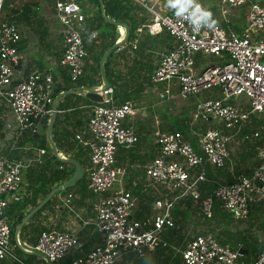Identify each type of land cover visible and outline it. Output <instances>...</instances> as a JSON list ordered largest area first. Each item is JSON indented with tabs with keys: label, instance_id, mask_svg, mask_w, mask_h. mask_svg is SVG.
<instances>
[{
	"label": "built area",
	"instance_id": "1",
	"mask_svg": "<svg viewBox=\"0 0 264 264\" xmlns=\"http://www.w3.org/2000/svg\"><path fill=\"white\" fill-rule=\"evenodd\" d=\"M133 1L150 15L145 30L153 34L165 29L173 41L170 48L159 54L148 77L152 84H162L157 93L169 94L172 79L181 98L220 88L221 96L196 100L193 116L200 121L212 120L233 132L239 131L251 114H264V0H216L223 25L213 22L210 11L194 0H180L169 12L157 11L144 0ZM2 4L0 0V10ZM244 5V21L237 31L228 25L226 15L230 9ZM84 18L75 0H53L50 19L62 35L58 64L66 68L70 81L83 73ZM20 35L14 22L0 20V102L10 114L6 119V138L0 136V260L7 257L12 261L19 259L14 252L15 244L10 243L6 207L20 198L18 193H25L22 191L25 169L46 151L28 141L21 146L17 144L23 132L36 131L37 121L51 112L53 100V78L48 70L32 69L23 78L14 79L15 68L22 58L17 45ZM196 54L211 55L220 61L205 63L196 70ZM112 92L109 84L103 88L101 100L90 108L85 127L75 134L88 148L86 187L98 194L92 204V222L102 240L86 254L72 256L68 264H115L123 255L138 259L146 251L166 247L168 243L162 233L174 227L170 211L181 198H190L203 218L211 215L212 199L234 219L245 218L251 203L264 202L263 144L255 150L256 162L249 174L238 172L230 182L216 183L210 194L200 197L198 183L206 180L201 163L222 167L229 154V135L219 127H207L196 133L193 144L178 130L159 131L155 135L158 154L144 168L152 183L164 185L170 193L153 200L150 217L130 219L135 205L130 192L113 188L122 174V169L114 164V153L118 144L130 145L137 140L133 125L122 123L126 116L134 114L135 107L130 99L114 103ZM229 96L243 100L230 102ZM250 136L257 137L258 131L251 129ZM17 148L24 152L17 157L6 156V152ZM70 195L66 194L65 203ZM77 246L74 232L54 228L41 229L35 243L28 245L29 251L39 253L49 262ZM172 248L179 253L181 264H264V245L251 261L244 262L239 247L219 243L210 232L191 235L183 247Z\"/></svg>",
	"mask_w": 264,
	"mask_h": 264
},
{
	"label": "crops",
	"instance_id": "2",
	"mask_svg": "<svg viewBox=\"0 0 264 264\" xmlns=\"http://www.w3.org/2000/svg\"><path fill=\"white\" fill-rule=\"evenodd\" d=\"M75 1L85 15L82 37L93 40L95 45L99 42H105L111 39L112 31L110 30L104 31V34H106L104 37L95 38L97 32L100 31L102 27L100 18L102 17L103 20L109 18L103 12L102 1L100 0L101 8L98 3L99 0ZM131 1L139 6L142 15L137 12L138 16H143L144 20L133 30L132 39L126 41V38H124L122 45L112 50V54L108 58V69L114 73V83L112 87L115 86L116 90H120V95L116 94V96L112 98L113 102L119 103L124 99H130L135 107L134 114L130 117L126 116L122 120V123H131L133 125L137 140L136 143L134 142L135 144H118L116 146L114 164L122 169V174L120 181L116 183L113 188L117 189L118 187H121L130 192L135 205L129 218L142 219L152 215L154 211L152 209V202L154 199L161 197L163 194L170 193L164 185L152 183L144 168L145 164L158 154V145L155 140L156 133L159 131H171L177 125L182 126L188 133V139L194 144L197 132L207 127H219V125H215L216 123L212 120L200 121L193 116L196 100L198 98L219 97L221 96V93L220 88L212 87L210 89L202 90L195 95L181 98L175 88L174 79L171 80L172 86L169 94L166 95L162 92L157 93V89L159 90L162 84H152L148 77L158 61L159 54L170 48L173 41L165 29L149 34L145 30L146 24L150 22L151 19L149 13L142 5L133 0ZM179 1L180 0H144L147 5H153L155 9L160 12L174 10ZM194 1L210 11L213 22L222 25L224 24L216 7V0ZM52 14L53 0H3L0 10V20L14 22L18 26L21 34L17 45L22 58L15 68L14 79L23 78L30 70L36 69L38 71L48 70L52 74L53 87L55 85L61 86L65 83L59 74L60 69L62 68L65 70V68L58 64V59L62 52V35L58 31L57 25L50 19ZM244 15L245 10L243 11L239 8L230 9L226 15L228 25L238 31L244 21ZM43 31L45 32V36L50 31L51 36H49V40H45ZM114 31L112 43L118 41L117 39H122L126 32L125 27L122 25H115ZM93 33H95V36H91ZM98 40L99 42L97 43ZM133 41H135V47H132ZM94 48L97 50L99 47ZM84 49L86 51V57L84 58L83 73L93 65L91 60V47L85 45ZM195 56L194 66L196 70L202 68L205 63L220 61V59L214 56H202L199 54H196ZM95 76H99V62L98 73L95 74ZM95 76L94 78H96ZM100 85L101 84L99 83L91 87H98ZM73 87L77 86L74 85ZM69 93L85 97L84 91L76 89L60 95L56 99L55 104L61 102L63 96ZM125 95L127 96L125 97ZM242 100L243 98L238 96L228 97V101L230 102H241ZM64 102H67L69 107L65 111L66 117H64L62 112L58 111L60 126L67 128L68 131H71L75 135L85 127L87 116L92 104L89 105L80 101H74L73 96H69ZM73 109L78 112L74 113ZM7 111L9 112L8 107L3 102H0V136L3 134L5 138L7 128L6 119L9 118L10 115L4 117L2 114ZM55 112L56 110L54 111L53 117ZM5 141L8 140L5 139ZM79 143L83 148L78 151L71 149L70 153H76L78 160L80 161L79 165L82 174L84 173L83 177L81 174L82 178L80 177L72 185L61 191L52 192L43 203L45 204L48 201V204L37 214L34 213L43 204L30 215L27 213L35 205L31 206L26 200L22 202L17 201L16 203V198L15 200L10 201L6 207V215L10 226L11 244H15L16 237L19 243L28 246L29 244L27 243H33L32 241L36 240L39 230L54 228L57 230H70L74 232L78 240V246L69 250L60 258L49 262L39 253L22 250L15 244L14 252L19 261H12L6 257L0 260V264H68V261L72 256L84 255L93 245L101 242L102 235L97 229H95L92 222L94 216L92 204L98 194L91 193L86 187L87 167L90 165L88 148L81 142ZM138 143L139 145L136 146ZM261 144L264 145V143ZM57 152L59 157L63 158L67 156L71 158L69 154H64L58 150ZM43 154L41 155V158ZM117 154L119 155L118 157ZM41 158L39 160H41ZM66 164L71 165L70 163ZM201 166L204 168L206 177V180L201 182L208 181L213 187L216 183H226L234 178L235 173H233L230 163H227L220 168H215L203 161ZM252 167L244 168L246 169L245 174L248 171L251 172ZM213 187H209L207 190L210 192ZM23 189L25 188H23L22 185V191H25ZM67 193H70L71 195L69 201L65 203L64 198ZM25 194L26 191L23 194L18 193L17 196L21 195L18 199L24 198L26 196ZM101 194H107V192ZM43 198L44 197L37 198V203L41 202ZM188 199L190 198L185 197L178 199L174 204V206L177 205L183 213L182 215L185 218V221L188 220L191 213H193L191 210V202L189 204L190 207L186 204ZM249 210L258 215L257 217L262 218L264 221V202L255 201L251 203L249 205ZM20 211L23 216L18 220L17 215ZM174 226V229L171 228L170 230L169 237L165 235L163 238L170 245L173 243V239L184 240L181 246L183 247L187 239L185 240V237L179 235L178 229L181 227V224L178 226V222L176 221ZM199 229L200 231L195 234L208 231L206 230L207 226L205 224H201ZM241 245V243H237L235 247L240 248ZM243 251L242 260L244 262L251 261L257 252V250H255V252H250V249L246 246ZM131 259L134 258L131 255L126 254L121 256V259L116 263L121 264L122 262L127 264L128 262V264H130ZM140 259L141 258L135 260L140 261Z\"/></svg>",
	"mask_w": 264,
	"mask_h": 264
},
{
	"label": "trees",
	"instance_id": "3",
	"mask_svg": "<svg viewBox=\"0 0 264 264\" xmlns=\"http://www.w3.org/2000/svg\"><path fill=\"white\" fill-rule=\"evenodd\" d=\"M101 1L103 5V12L109 17L108 19H112L113 21L124 23L127 26L126 41L132 39L133 30L144 20L143 16L142 17L138 16L137 12L141 14V9L139 8V6L133 3L131 0H101ZM100 21H101L102 27L100 31L97 32L95 38L104 37L106 35L104 34L105 30L112 31V37L114 38L113 34L115 32L114 31L115 25H113L111 22L107 20H103L102 17L100 18ZM112 37L111 39L105 42H99L98 40L97 43L98 42L99 43L97 45H95V42L93 40L85 39L84 37H82L83 46L86 45L88 47H91V50H92L91 60H92L93 65H91V67H89L87 71L83 73L81 76H79L75 81H70L66 68L65 70L61 68L59 74L65 83L61 86L55 85L52 88V93H51L52 98L57 93L63 90L69 89L73 87L74 85L93 86V85H97L100 83L99 76L98 77L95 76V74L98 73L99 57L104 51V49L107 48L109 45H111V43L113 42ZM117 40H120V39H117ZM94 47H99V48L95 50ZM111 54H112V50H110L107 53L103 61V64H102L103 74L110 86H112L114 83V73L108 69V65H109L108 58L111 56ZM94 76L96 78H94ZM112 88H113L112 98H114L116 94L120 95V90H116L115 86H113ZM69 96H73L74 101H80V102H83L89 105L94 103L88 98L83 97V96L73 95L72 93L65 94L63 96V100L56 104V109H55L56 112L51 122L50 138H51L53 145L56 147L58 151H61L64 154H69L71 158L77 160L80 164V161L78 160L76 153H70V150L72 149V150L78 151L82 149L83 146L78 142V140L75 138V135L71 131H68L67 128H63L62 126H60V120L58 117L59 116L58 111L62 112L64 117H66L65 111L67 110L69 105L67 102H64V101ZM126 96L127 95H125V97ZM73 112L77 113L78 111L73 109ZM48 116L49 114H46L37 121L38 124H37V129L35 132H32V133L30 131L23 132L22 136L20 137L18 141V144H17L18 146H21L24 142L28 141L30 142L31 146L44 148L46 150V153L43 154L41 160H38L37 162L29 165L25 169L24 179H25V191H26L25 195L26 196L24 195L25 197L22 199H18V200L16 199L15 200L16 203L17 201L22 202L26 200V202L30 203L31 206L36 205L37 198L45 197V195L48 193V191L51 188H53L57 184L64 181L72 172L73 167L71 165L58 161L50 153V149H49V146L45 138V134H44ZM260 122H262V124ZM247 123H249L248 125L252 123L256 124V126L254 127L264 128V121H259L257 117H254L252 115L249 116ZM0 125H1V122H0ZM245 129L246 128L243 126L241 128V133L245 132L246 131ZM172 130L180 131L182 135L187 139L189 137L188 133L182 126L177 125ZM23 152L24 151H22L21 148H17V149H13L11 151L6 152V156L7 157H17ZM244 171H246V169H244ZM249 173L250 171H248L246 174H249ZM83 174H82V177H83ZM230 181L231 180H229L228 182ZM209 187H213V185L208 183V181L199 183L198 190H199L200 197H203L211 193L212 190L210 192L207 190V188ZM47 204H48V201L45 204H43L34 214H37L39 211H41ZM186 204H188V207H190L189 205L190 199L186 201ZM170 213H171L173 222L175 223L177 221L178 226L182 222L185 221V218L182 215L183 213L181 212V210L179 209L177 205L172 207ZM22 216H23L22 212L20 211L19 214L17 215V219L20 220ZM201 218L206 220L207 224L209 225L208 227L210 230H215L214 237L221 244L230 243L235 247L237 243L239 244L241 243L242 245L240 246V248L241 250H244L245 246H248L252 243V241L248 242L242 234L236 231H232L228 227L229 222L234 219L228 212L224 211L220 207L217 200L212 199L210 217L203 218L201 216ZM238 235L241 237H238ZM35 241H32L33 243L30 242L27 244L32 245L35 243ZM262 247L263 245L261 244V246L257 249L256 253H258V251ZM171 248H172L171 245L168 244L166 247H156L153 249L154 253L161 254V255H162V251H167V253L164 254V256H162L161 264H181L179 253L176 251H173ZM140 261L142 262L146 261V256L144 255L140 259Z\"/></svg>",
	"mask_w": 264,
	"mask_h": 264
},
{
	"label": "rangeland",
	"instance_id": "4",
	"mask_svg": "<svg viewBox=\"0 0 264 264\" xmlns=\"http://www.w3.org/2000/svg\"><path fill=\"white\" fill-rule=\"evenodd\" d=\"M245 7L246 5L239 7V9L244 11L246 9ZM43 36H45L44 31H43ZM49 36H51L50 31L45 36V40H49L50 38ZM7 112L6 113L4 112V114L2 115L4 117H6L7 115H10L9 112L8 113ZM251 115L254 117H257L259 121H264V114H261V115L251 114ZM260 123L262 124V122ZM248 124L249 123L246 122L243 125L246 128L245 129L246 131L243 133H241V129L237 131L236 133H233V131H225L229 135V139L227 142V150L229 154H228V158L226 159V162L224 163V166L227 163H230L233 173L235 174L238 172L245 173L244 168L252 167L255 164V152L253 151L256 150L258 145H260L261 143H264V128L254 127L256 126V124H253V123L250 125ZM215 125H219L220 129L223 130L220 124H215ZM251 129L258 131L257 137L250 136ZM139 143L136 146H138ZM118 156L119 155L117 154V157ZM190 202H191V208H192L191 210L193 213H191L188 220L181 223V227L178 229L179 235H182V237H185V240H186L191 235H194L195 233L200 231L199 227L201 224H205L207 226V229H206L208 230L207 232H210L211 234L214 235L215 230H210L207 222L201 218V215L198 210V206L192 200ZM263 214H264V211H263ZM257 216L258 215H256L255 213H252L249 210L245 218H242V219L233 218L234 220H231L228 224V227L232 231H236L242 234L248 242L252 241L250 245L246 246L248 249H250V252H254V250H257L261 246V244H264V221L262 220V218H258ZM170 230L171 229H167L166 231H164L162 233V236L167 235V237H169ZM238 237H241V236L238 235ZM183 242L184 240L182 241L180 239H173V243H171V245L176 246V247H181ZM229 245H232V244L229 243ZM171 249L174 250V248H171ZM166 253L167 251H162V255H161V254L154 253L153 250L146 251L145 253L146 261L142 262V261H136L135 259H131L130 264H161L162 256H164V254ZM121 264H124V263L121 262Z\"/></svg>",
	"mask_w": 264,
	"mask_h": 264
},
{
	"label": "water",
	"instance_id": "5",
	"mask_svg": "<svg viewBox=\"0 0 264 264\" xmlns=\"http://www.w3.org/2000/svg\"><path fill=\"white\" fill-rule=\"evenodd\" d=\"M99 5H100V8H101V1L99 0L98 1ZM107 21L111 22L112 24L114 25H122L123 27H125V35L122 39L112 43L111 45H109L101 54L100 58H99V78H100V84L101 86L100 87H89V86H77V87H71L69 89H66V90H63L59 93H57L53 100H52V103H51V112L49 113V116H48V119H47V124H46V128H45V138L47 140V143H48V146L50 148V152L52 154V156L57 159L58 161H61V162H65V163H70L73 167L72 169V172L71 174L64 180L62 181L61 183L57 184L56 186H54L53 188H51L48 193L46 194V196L43 198V200L39 203H37L27 214L30 215L32 214L34 211H36L46 200L47 198L50 196V194L54 191L58 192V191H61L62 189L72 185L75 181H77L80 177H81V174H82V170L80 168V165L79 163L75 160V159H72V158H69V157H59L58 156V152H57V149L56 147L53 145L52 141H51V138H50V128H51V122H52V118H53V114H54V111H55V102H56V99L64 94V93H67L69 91H73V90H82L84 91V96L86 98H88L89 100H91L92 102H98L101 100V95H100V92L103 90V88L107 87L108 86V81L106 80L104 74H103V71H102V64H103V61L107 55V53L110 51V50H113L115 48H118L122 45L123 41H124V38H126V35H127V28H126V25L124 23H121V22H117V21H113L111 19H106ZM125 144V143H124ZM15 244L18 246V243H17V240L15 238ZM20 248V246H18ZM238 252L240 254H242L244 251L241 250L240 248L238 249ZM34 253V252H32ZM37 253V252H35Z\"/></svg>",
	"mask_w": 264,
	"mask_h": 264
},
{
	"label": "bare ground",
	"instance_id": "6",
	"mask_svg": "<svg viewBox=\"0 0 264 264\" xmlns=\"http://www.w3.org/2000/svg\"><path fill=\"white\" fill-rule=\"evenodd\" d=\"M19 246H20L23 250H25V251H29V247H28L27 245H25V244H23V243H19Z\"/></svg>",
	"mask_w": 264,
	"mask_h": 264
}]
</instances>
